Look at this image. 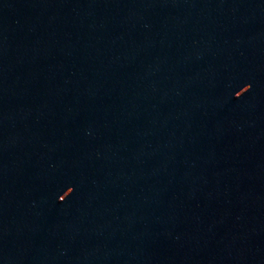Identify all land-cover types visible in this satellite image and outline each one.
<instances>
[{"label": "water", "instance_id": "obj_1", "mask_svg": "<svg viewBox=\"0 0 264 264\" xmlns=\"http://www.w3.org/2000/svg\"><path fill=\"white\" fill-rule=\"evenodd\" d=\"M0 264H264V0H0Z\"/></svg>", "mask_w": 264, "mask_h": 264}]
</instances>
